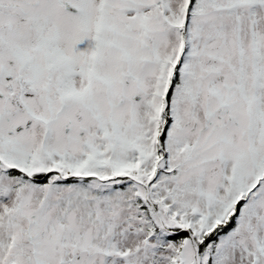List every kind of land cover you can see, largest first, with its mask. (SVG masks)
<instances>
[{"label":"snow or ice","instance_id":"1","mask_svg":"<svg viewBox=\"0 0 264 264\" xmlns=\"http://www.w3.org/2000/svg\"><path fill=\"white\" fill-rule=\"evenodd\" d=\"M0 264H264V0H0Z\"/></svg>","mask_w":264,"mask_h":264}]
</instances>
